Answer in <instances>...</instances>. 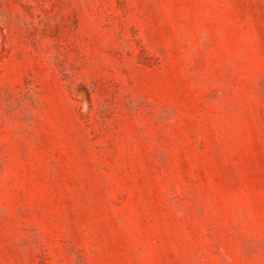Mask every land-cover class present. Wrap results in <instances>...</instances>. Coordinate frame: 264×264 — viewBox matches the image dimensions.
Instances as JSON below:
<instances>
[{"label": "rangeland", "instance_id": "374dc122", "mask_svg": "<svg viewBox=\"0 0 264 264\" xmlns=\"http://www.w3.org/2000/svg\"><path fill=\"white\" fill-rule=\"evenodd\" d=\"M0 264H264V0H0Z\"/></svg>", "mask_w": 264, "mask_h": 264}]
</instances>
